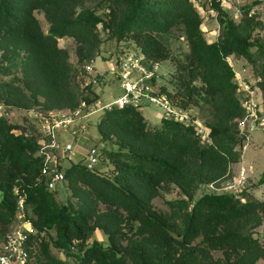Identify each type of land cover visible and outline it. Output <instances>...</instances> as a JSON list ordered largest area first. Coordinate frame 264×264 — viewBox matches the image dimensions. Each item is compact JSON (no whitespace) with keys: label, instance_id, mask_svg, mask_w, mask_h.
Segmentation results:
<instances>
[{"label":"trees","instance_id":"obj_1","mask_svg":"<svg viewBox=\"0 0 264 264\" xmlns=\"http://www.w3.org/2000/svg\"><path fill=\"white\" fill-rule=\"evenodd\" d=\"M83 1L0 0V41L13 43L0 56V75L12 66L22 71V77L0 78L4 106L0 110V242L15 216L17 187L26 193L36 229L29 244L41 231L54 230L48 239L40 236L38 255L29 264H67L52 252L51 244L66 254L77 247L79 264H130L129 260L133 264H254L264 259V244L253 232L264 217V197L243 199L232 192H205L192 199L198 181L216 180L230 161L237 160L235 147L244 139L245 133L232 124L233 118L244 113V106L237 95L240 84L228 61L230 55L261 59L263 79L257 83L264 95V43L250 39L254 21L249 11L256 2L241 5L239 21L217 0L204 4L216 11L220 25L218 37L209 41L193 0H99L96 6ZM36 8L45 11L50 22L47 31L34 13ZM99 22L111 36L131 39L146 58L159 62L172 55L170 39L182 36L188 49L174 56V90L160 88L186 109L191 104H209L212 118L207 120L209 132L203 141L190 122L162 116L159 124L148 125L137 106L105 109L97 128L101 139L118 144L117 149L104 148L115 172L110 176L81 161L62 167L80 200L75 207L59 202L56 189L47 186L37 136L16 131L5 105L31 107L41 94L47 108L62 105L59 99L64 96L68 98L65 105L73 108L82 98L92 101L99 96L82 92L77 99L69 85L67 52L58 45V37L74 36L80 42L77 52L82 61L88 46L99 42ZM18 48L25 52L21 55ZM19 81L30 89L28 94ZM169 182L191 198L177 200L181 227L152 206L161 184ZM258 183L264 185V171ZM100 203L104 209H99ZM95 227L108 233L107 246L98 239L84 244ZM210 249H220L225 260L213 258ZM29 251L32 256L31 247Z\"/></svg>","mask_w":264,"mask_h":264},{"label":"rangeland","instance_id":"obj_2","mask_svg":"<svg viewBox=\"0 0 264 264\" xmlns=\"http://www.w3.org/2000/svg\"><path fill=\"white\" fill-rule=\"evenodd\" d=\"M96 1L99 0H84V5L96 6ZM101 1V0H100ZM194 4L200 11L202 16V28L204 35L207 40L211 41L218 37L220 25L217 19V13L215 10L207 9L204 4H208L207 0H193ZM256 2L252 4V13L249 14L252 16L254 23L250 28V39L253 41H260L264 43V0H239L236 2L235 6L239 7V12L235 11L234 6H226L225 8L229 14L234 18L235 21H239L242 16L241 5L245 3ZM80 7V5H79ZM77 7V9H79ZM107 10V9H106ZM35 15L40 21V25L44 31L48 30L50 22L48 21L45 11L42 8H36L34 10ZM98 33H99V42L97 46L92 47L88 46L86 50V56L82 61L78 59V45L80 44L72 35H63L58 37V45L63 47L67 52V60L71 65V73L69 78V85L75 95L79 100L80 94L83 92L89 94L90 96L94 93L99 95L102 103H106L114 99L120 92L121 88L119 87L118 79L116 76V58L119 55H122L127 52H139V47L129 38L117 39L115 36H111L109 32L102 26V23H98ZM170 42V49L172 55L160 62L158 68V75L154 81V86L156 90L161 91V85H165L168 89L174 90V81L173 75L176 70V59L174 56H177L178 53L186 51L188 49L187 44L182 36L172 37ZM13 45L12 42H3L0 41V56L7 51V48ZM251 50L254 52L256 46H251ZM18 51L22 55L25 52V49L18 48ZM94 64L93 71L88 73L85 69V63L90 62ZM228 61L232 65L234 72H239L240 81H246L247 83L253 84L258 80V76L263 79V75L260 74V60L251 61L244 55H230ZM5 63L8 60L4 61ZM10 72H6L0 75V78L8 80L13 75L22 77V71L19 66H12ZM260 79V80H261ZM235 80L239 84V79L235 75ZM258 82V81H257ZM19 84L23 87L25 93H29L30 89L23 85V81H19ZM241 88V85H240ZM238 89L237 95L239 97L243 96L241 89ZM259 99L260 114H264V95L261 92L257 91L255 95ZM38 103H35L33 106H36L39 110H66L72 108L70 105H65L68 101L66 96L60 97L59 103L62 105H56L54 107L47 108L44 101V97L41 94H38ZM5 105V104H4ZM31 107L19 106L16 104H7L5 109L8 114L7 118L15 123V129L18 132H23L27 135H40V122L31 115L29 109ZM141 112L147 120L148 125H157L160 123L161 118V108L155 105L154 103H145L140 106ZM85 111V110H83ZM104 109H100L92 112L89 115V124L88 129L84 133H79L78 136H73L72 133L67 131V129L61 127L56 130L57 137L61 141H69L73 145L74 150H78L77 156L86 154V151L90 145H96L99 148V160L96 163L95 167L102 173L112 176L115 172L113 168L114 164L111 160L105 156L104 148L106 149H117L118 144L115 141L103 140L100 137V133L97 128V122L101 116ZM187 112L190 117L197 121L195 124H200L204 129L207 130V120L212 118V110L209 104H191L187 108ZM243 114L239 117H235L232 120V124L239 126V120ZM263 125L256 124L253 129L241 130L245 133L244 139L242 140V145H236L235 150L238 153V158L235 161H230L227 165L226 171L216 180L213 181H198L193 187V197L192 199L198 198L205 192H232L236 195H240L241 198L246 197H264V185L258 183L260 176L264 171V131L262 128ZM81 136V138H80ZM80 138V139H79ZM114 138V137H113ZM202 140L206 141V139ZM80 158V157H79ZM81 161L84 162L85 159L77 160H62L63 169L68 166L71 162ZM243 166L246 169V179L244 182H238L240 167ZM54 190L55 197L59 202L71 203L72 206H78L80 200L77 196L72 193V188L68 184V180L64 178L63 181L59 182ZM1 198V192H0ZM187 199L188 196L183 192V190L173 182L162 183L160 186V193L154 196L151 199L152 206L158 212L166 215L171 221H173L176 226H182V220L178 214L179 205L177 200ZM174 201V205H171L169 202ZM99 209H104V204H98ZM27 214L30 217V212L27 208ZM19 222L17 212L15 216L11 219L7 229H12ZM7 230V231H8ZM34 232L36 229L34 228ZM254 235L259 238V240L264 244V217L258 225L253 228ZM49 234H54V230L51 228L48 232L41 231L39 236L32 240L30 243L32 249L31 260H35L39 252V242L41 240V235H44L45 239H48ZM98 239L102 242L104 246L109 244L108 233L101 227H95L89 234L86 244H90L93 240ZM200 239V236L195 238L192 242L197 243ZM123 243H126V239L122 240ZM52 252L65 259L67 264H79V259L77 253L81 252L77 247H71V250L74 253L66 254L64 250H60L50 245ZM213 258L219 257L222 260H225L220 249H210ZM130 264H133L132 260H129ZM254 264H264L263 258H258Z\"/></svg>","mask_w":264,"mask_h":264},{"label":"built area","instance_id":"obj_3","mask_svg":"<svg viewBox=\"0 0 264 264\" xmlns=\"http://www.w3.org/2000/svg\"><path fill=\"white\" fill-rule=\"evenodd\" d=\"M211 3L212 0H207ZM223 7L234 6L235 11L239 12V7L235 6L239 0H217ZM214 10L213 8H210ZM253 9L251 8L249 14ZM127 52L116 58V76L118 79L121 92L112 100L102 103L99 96L92 101H87L85 98L80 99L79 103L66 110H39L36 107L29 109L40 122V135L37 136L39 143V154L42 157L40 167L41 174L45 183L49 188H56L57 184L64 180V172L62 169V160L85 159L83 162L88 168H93L99 160V148L96 145H90L86 154L77 156L73 145L69 141H61L57 137L56 130L65 128L67 131L78 136L79 133H84L88 129L89 115L100 109H110L113 106L122 107L130 104L140 108L145 103H154L161 108V117H170L183 122L196 123L190 117L186 108L175 104L165 91L155 89L154 81L158 75L159 61L151 60L139 52ZM94 64L85 63V69L88 73L93 71ZM241 91L243 92L242 103L244 113L239 120L241 130L253 129L258 123L264 125V114H260L259 99L256 98L258 91L261 89L257 83L261 78L253 84L246 81H240L239 72H235ZM4 109L0 103V110ZM85 110V111H83ZM8 114L7 111H5ZM196 129L205 138L209 132L200 124H195ZM246 179V169L241 166L239 171L238 182H244ZM16 198V212L19 222L12 229L6 231L4 239L0 242V264H29L31 261L29 236L34 233V226L31 218L28 216L26 205V193L20 191L17 187L14 189Z\"/></svg>","mask_w":264,"mask_h":264},{"label":"crops","instance_id":"obj_4","mask_svg":"<svg viewBox=\"0 0 264 264\" xmlns=\"http://www.w3.org/2000/svg\"><path fill=\"white\" fill-rule=\"evenodd\" d=\"M80 138H81V136H80ZM80 138H79V139H80ZM74 152H75V154L77 155L79 151H78V150H75Z\"/></svg>","mask_w":264,"mask_h":264}]
</instances>
